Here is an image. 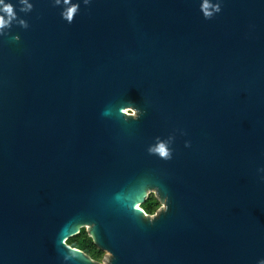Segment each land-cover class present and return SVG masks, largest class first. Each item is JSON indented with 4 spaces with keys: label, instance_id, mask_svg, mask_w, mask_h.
Wrapping results in <instances>:
<instances>
[{
    "label": "water",
    "instance_id": "1",
    "mask_svg": "<svg viewBox=\"0 0 264 264\" xmlns=\"http://www.w3.org/2000/svg\"><path fill=\"white\" fill-rule=\"evenodd\" d=\"M34 4L20 43L0 40V264H62L85 228L113 264L264 257V0L211 21L198 0H93L72 25ZM175 129L171 161L147 154ZM153 192L171 203L149 225Z\"/></svg>",
    "mask_w": 264,
    "mask_h": 264
},
{
    "label": "clouds",
    "instance_id": "2",
    "mask_svg": "<svg viewBox=\"0 0 264 264\" xmlns=\"http://www.w3.org/2000/svg\"><path fill=\"white\" fill-rule=\"evenodd\" d=\"M93 0H49V4L52 8L59 9L60 19L67 25H72L75 18L81 12V5L85 8L92 5ZM34 0H0V40H10L11 42L19 44L21 36L19 34H12L13 27H18L22 30L29 29L30 25L28 20L23 18L27 16L34 9ZM224 6V0H198V12L205 21H211L222 13ZM23 14V16L21 15ZM127 109L128 112L137 115L138 121L146 113L138 107H135L131 102L123 101L122 105L118 109L120 115L121 111ZM106 113H102L105 115ZM127 121V120H126ZM177 134L179 136H185L187 133L183 129H175L166 136H155L153 141L148 144L146 151L149 156H153L161 161H171L174 158L175 153V142L177 140ZM191 141H184V148H191ZM258 178L260 181H264V167L257 169ZM144 181L141 187L144 188H155L160 192V187L150 186L154 183L148 181L146 178H141ZM161 196V195H160ZM162 203L158 210V214H154L151 217L142 215V220L146 221L147 224H154L161 215H166L169 212V206L171 203L170 196L165 194L161 196ZM114 203L128 213H134L131 210L130 197L117 194L114 197ZM92 228H96L95 223H89ZM59 245L65 250L60 253L62 257V264H74L82 256L83 252L79 247L70 245L68 243V236L59 240ZM108 255L110 258V264H113L116 257L113 251L108 249ZM256 264H264V257H260L256 260Z\"/></svg>",
    "mask_w": 264,
    "mask_h": 264
},
{
    "label": "trees",
    "instance_id": "3",
    "mask_svg": "<svg viewBox=\"0 0 264 264\" xmlns=\"http://www.w3.org/2000/svg\"><path fill=\"white\" fill-rule=\"evenodd\" d=\"M161 205V202L158 198H150L145 204L142 205V208L146 214L152 216L157 213ZM70 245L79 247L82 252H84L88 257L94 261L101 260L99 251H101L94 243V240L91 238L89 233L85 230L81 231V234L75 238H72L68 241Z\"/></svg>",
    "mask_w": 264,
    "mask_h": 264
},
{
    "label": "rangeland",
    "instance_id": "4",
    "mask_svg": "<svg viewBox=\"0 0 264 264\" xmlns=\"http://www.w3.org/2000/svg\"><path fill=\"white\" fill-rule=\"evenodd\" d=\"M126 113H128V115H135L134 113H130V112H128L127 110L125 111ZM150 198H157V195H156V193L155 192H153V193H151L150 195H149V197H148V199H150ZM138 207H140L143 211H144V209L142 208V206H138ZM145 212V211H144ZM146 213V212H145ZM157 213H158V211H157ZM156 213V214H157ZM147 216H150V215H148V214H146ZM86 231L87 233H89V228H85V229H82V231ZM99 254H100V256H101V260H98V261H94V260H92L93 262H96V263H99V264H107L108 263V260H109V255H108V253H106V252H103V251H99Z\"/></svg>",
    "mask_w": 264,
    "mask_h": 264
}]
</instances>
